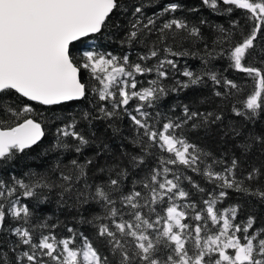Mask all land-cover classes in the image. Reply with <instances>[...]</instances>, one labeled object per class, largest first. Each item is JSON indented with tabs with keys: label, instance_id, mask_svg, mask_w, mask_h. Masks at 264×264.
Here are the masks:
<instances>
[{
	"label": "snow or ice",
	"instance_id": "snow-or-ice-1",
	"mask_svg": "<svg viewBox=\"0 0 264 264\" xmlns=\"http://www.w3.org/2000/svg\"><path fill=\"white\" fill-rule=\"evenodd\" d=\"M114 37L129 51L101 49ZM36 148L47 162L17 176ZM4 170L0 264H264V224L218 207L264 204V0H0Z\"/></svg>",
	"mask_w": 264,
	"mask_h": 264
},
{
	"label": "trees",
	"instance_id": "trees-1",
	"mask_svg": "<svg viewBox=\"0 0 264 264\" xmlns=\"http://www.w3.org/2000/svg\"><path fill=\"white\" fill-rule=\"evenodd\" d=\"M162 2H166V0H162ZM186 8H191L199 3V0H184ZM153 9H149V12H151ZM203 15L205 17L208 16L207 10H202V13H192L188 11H183L180 13H177L176 15H184L187 16L189 20H192L193 22L196 21L198 15ZM235 17H239L241 19V22L243 23L244 14L242 11H237L235 13ZM212 21L214 23H224L227 27V24L224 20V17L221 16H212ZM207 32V29H205ZM246 31V29H245ZM92 43V42H89ZM101 49L105 51L112 52L114 55H123L126 51H129L126 46H121L119 43V40L115 37L111 41H103L101 42ZM136 52L131 53V57L135 59ZM181 65L184 64L185 60L187 63L192 66L193 68L199 67V61L193 58H177ZM227 61H221L218 66H226ZM230 78H236L238 80L242 79V74L237 72H232L229 74ZM151 78V77H148ZM138 79L144 80L143 77H138ZM201 95V93H193L189 92L187 94H181L179 98L175 94H173L170 98H168L164 102V107L162 109H159L160 111H168L169 107L172 104H176L179 102L183 103H189L190 101L193 103H198V98ZM86 103V102H85ZM79 110V109H77ZM201 110H203V107H201ZM180 112V109H176V114L178 115ZM171 115V113H169ZM127 120L125 119L124 122L121 124V127H127ZM105 131L104 127H100V132L103 134ZM108 134L111 135L110 130H108ZM189 139L192 143L198 144L200 147L204 148L206 151H218L221 149V145L214 142L213 139H210L208 136H206L203 132V130H197L192 131L189 133ZM119 141H114L113 146L115 147ZM41 149L36 148V150L32 153H30L28 156L21 155L18 160L15 162L14 170L17 176L22 175L25 171H27L29 168L32 169H39L43 166L44 163L47 162V158L42 157L40 155ZM0 175H3L4 179H8V170H4ZM204 186V185H202ZM233 203H240L241 204V211L239 212L237 216V223H242L246 220V218L254 214L257 216V222L258 224H264V204H258L254 200H237V198L233 195L226 201L222 202L218 205L219 208H227L230 204ZM44 214L51 217L53 221H55L57 218H59L60 221L69 223V226H72L74 224V221H72V214H69L67 212L61 211L59 206L53 201L51 204L47 205V207L44 209ZM82 230L85 231V234H88L91 229L90 228H84L82 226ZM59 235H68V233L64 230V228L61 226L59 229L56 230Z\"/></svg>",
	"mask_w": 264,
	"mask_h": 264
}]
</instances>
